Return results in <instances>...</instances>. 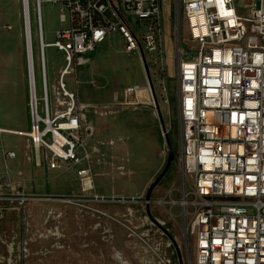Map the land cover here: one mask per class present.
I'll return each mask as SVG.
<instances>
[{"label": "built area", "instance_id": "2783aa9c", "mask_svg": "<svg viewBox=\"0 0 264 264\" xmlns=\"http://www.w3.org/2000/svg\"><path fill=\"white\" fill-rule=\"evenodd\" d=\"M33 1L42 97L35 93L29 4L20 0L29 129L0 128V135L28 139L37 167L42 153L49 170L74 169L79 202L106 203L94 185V168L105 163L103 130L91 117L104 119L118 106L137 105L139 88L124 90V104L80 106L66 78L73 75L77 86V72L90 64L87 55L114 37L125 53L165 72L163 0ZM171 1L187 27L186 49L177 38L175 53L179 172L186 185L179 206L189 221L186 234L196 231L194 264H264V0H252L245 16L235 11L234 0ZM41 4L59 9L60 27L50 44L43 42ZM47 47L64 62L52 87V109L43 58ZM0 151L4 163L15 158L1 145ZM41 200L0 176V210L20 212ZM154 257L156 264H169Z\"/></svg>", "mask_w": 264, "mask_h": 264}, {"label": "rangeland", "instance_id": "374dc122", "mask_svg": "<svg viewBox=\"0 0 264 264\" xmlns=\"http://www.w3.org/2000/svg\"><path fill=\"white\" fill-rule=\"evenodd\" d=\"M251 2L234 0L233 7L239 15L245 16ZM28 4L35 93L40 99L41 73L34 1L28 0ZM58 14V7L41 4L45 44L54 42V32L60 27ZM161 21L166 71L160 74L157 68L148 67V70L173 159L150 195L148 212L171 235L175 248L149 220L145 207V194L165 166L167 147L141 62L136 55L125 53L121 42L113 38L87 55L90 64L77 72V86L73 75L66 78L67 88L77 90L80 106L124 104V90L133 86L139 88L137 105L118 106L113 116L95 118L97 124L103 125L97 126L104 128L105 133L102 132L101 136L109 149L104 153L103 168L98 175L95 174V190L97 195L108 200L96 204L79 202L82 195L74 169L49 170L42 153L41 165L36 167L28 139L0 135L2 148L15 153L13 160L4 163L0 151V176L4 183L10 182L25 193L45 199L28 204L20 212L9 210L11 207L0 210V264H123L120 257L134 264L137 252L133 244L130 246L131 241L140 242L150 253V264H156L155 255L169 264H178L177 252L182 264L195 263L196 231L186 234L189 221L182 217L179 206L186 185L179 172L175 53L177 38L181 47L186 49L187 27L181 10L180 19H177L175 2L171 0H163ZM6 26L11 29L5 30L3 27ZM4 44L23 46L20 0H0V50ZM43 58L48 105L52 109V87L64 62L61 55L50 47L44 48ZM21 76L16 74L14 66H4L0 62V83L9 84L8 106L11 108L16 105V77L21 79L27 103L25 69ZM163 84L166 92H162ZM41 104L40 101L37 103L39 113ZM25 110L26 114H23L21 109L20 116L9 117L0 113V128L28 130L27 107Z\"/></svg>", "mask_w": 264, "mask_h": 264}, {"label": "crops", "instance_id": "0c3cea01", "mask_svg": "<svg viewBox=\"0 0 264 264\" xmlns=\"http://www.w3.org/2000/svg\"><path fill=\"white\" fill-rule=\"evenodd\" d=\"M114 39L120 41L119 38H117V37H114ZM15 40L17 41V37ZM0 62H2V64H4V66H8V65L14 66L16 74L18 76L20 75V77L22 78L21 75L23 74V70L25 69L23 46L19 45V44L13 45V46L4 44L0 50ZM20 77H16V79H15L16 105L13 108L8 106L9 94H11V89L9 88V84H7V82L0 83V86H1L0 87V95H1L0 96V98H1L0 99V113L4 116L11 117L14 114L15 115L18 114L20 116L21 115V109L23 110L22 113L26 114L25 109L27 107V103H26V98L24 96L23 88L21 85ZM91 120L96 123L95 118L91 117ZM97 125H101V124H97ZM101 126H103V125H101ZM4 130H10V129H4ZM101 130H103V133H105V130L103 127L101 128ZM12 131H15V130H12ZM25 131H27V130H18V131L16 130L15 132H25ZM101 150L103 153L106 154L109 149L107 147L103 146L101 148ZM35 166H36V164H35ZM103 166L94 168V174H97L99 171H101ZM96 179L97 178H95V180ZM99 179H102V178H99ZM75 180H76V178H75ZM94 185H95V181H94ZM129 244H130V246H131V244H133L136 247L137 255L135 256V259L133 260L134 264H150V262H148V261L152 259V256H150V253L147 252L144 247H142V244L140 242L131 241V242H129ZM113 259L116 261L115 256L113 257ZM119 261H121L123 264H129V263L125 262L121 257H120ZM116 263L118 264V262H116Z\"/></svg>", "mask_w": 264, "mask_h": 264}, {"label": "water", "instance_id": "95a60500", "mask_svg": "<svg viewBox=\"0 0 264 264\" xmlns=\"http://www.w3.org/2000/svg\"><path fill=\"white\" fill-rule=\"evenodd\" d=\"M141 65L143 67V70H144V73H145V78L147 80V84H148V87H149V90H150V93H151V97H152V100H153V105H154V108H155V112L157 114V118H158V121H159V124H160V127H161V132H162V136L164 138V142H165V145L167 147V151H168V154H167V160H166V163H165V166L163 168V170L161 171V173L156 177V179L152 182V184L150 185V187L148 188L146 194H145V207H146V215L147 217L149 218V220L165 235L167 236V238L169 239V241L172 242V244L174 245V248H175V244H174V241L172 239V237L156 222L154 221L149 212H148V205H149V198H150V195L153 191V189L157 186V184L162 180V178L165 176V174L167 173L169 167H170V164L172 162V159H173V155L171 153V147H170V142H169V139H168V136H167V132L165 130V127L163 125V120H162V117H161V114H160V110H159V106H158V102H157V99H156V95H155V92H154V88H153V85H152V82H151V79H150V74H149V70H148V67L144 61L143 58H141ZM177 258H178V264H182L181 262V258H180V254L177 252Z\"/></svg>", "mask_w": 264, "mask_h": 264}, {"label": "flooded vegetation", "instance_id": "af4514ba", "mask_svg": "<svg viewBox=\"0 0 264 264\" xmlns=\"http://www.w3.org/2000/svg\"><path fill=\"white\" fill-rule=\"evenodd\" d=\"M164 229V228H163ZM165 230V229H164ZM166 231V230H165ZM170 235V234H169ZM171 236V235H170ZM166 238H167V236H166ZM173 239V238H172ZM169 240V239H168ZM174 246V245H173Z\"/></svg>", "mask_w": 264, "mask_h": 264}]
</instances>
